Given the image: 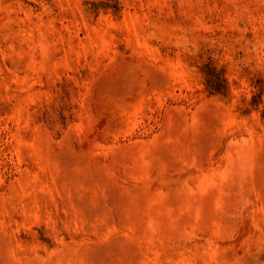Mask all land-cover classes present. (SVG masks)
I'll list each match as a JSON object with an SVG mask.
<instances>
[{"label":"rangeland","instance_id":"obj_1","mask_svg":"<svg viewBox=\"0 0 264 264\" xmlns=\"http://www.w3.org/2000/svg\"><path fill=\"white\" fill-rule=\"evenodd\" d=\"M0 264H264V0H0Z\"/></svg>","mask_w":264,"mask_h":264}]
</instances>
